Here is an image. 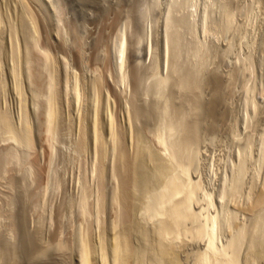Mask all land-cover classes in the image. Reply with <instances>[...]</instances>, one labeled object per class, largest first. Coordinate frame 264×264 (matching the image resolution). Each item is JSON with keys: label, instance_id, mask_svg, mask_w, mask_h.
<instances>
[{"label": "bare ground", "instance_id": "bare-ground-1", "mask_svg": "<svg viewBox=\"0 0 264 264\" xmlns=\"http://www.w3.org/2000/svg\"><path fill=\"white\" fill-rule=\"evenodd\" d=\"M197 2L196 0H170L168 6H166L168 8H167V11L165 10L166 13H165L164 20H163L164 21L163 23L164 31L159 30L162 27L158 29L162 34L161 41L163 42H161L162 43L161 46L165 52L163 56H165L167 59L170 56V54H172L174 57H176L179 60V62L177 61L178 62L177 64L178 66H180V68H181V65H184V63H187L185 59L192 58V60H194L193 57L196 58L197 56H200L201 54L199 52L201 49L204 48L203 45L205 43H201V41L199 40L200 36H198L199 38L196 37V39L198 38L199 41L196 40V42L194 43L195 46L193 44L194 48L193 47L191 49L188 48V45L190 42L187 43L186 42L187 40L186 41L184 40L186 36L184 38L181 36L183 34H181L180 32L181 31L180 28L183 29L182 24L184 25L185 22H189V21L185 19L184 20L177 19V17L175 16L176 12L178 11L177 9L178 7L179 9L184 8L186 11V9L188 10L189 8L192 9L194 7H197ZM204 2L201 3L200 5L202 4L205 5V3L206 4L209 3L207 1L205 3ZM214 2L216 1H213V3ZM157 4H159V2ZM209 4H212V3H209ZM218 4L220 8L218 9L221 10L222 8L220 7V5L222 6L223 4H220V3ZM52 5H51L50 0H0V144L4 142L9 143V144L7 143L9 147L4 144L6 147H8L6 149L3 147L4 145L0 146V148L3 147L5 149V150L0 149V173L4 174V176L6 174L8 175L9 173V176H10L11 170L14 171L16 170V168L20 170L21 167L25 168L26 166H28L31 170V173H33V171H35L33 169L35 168H33L34 161L32 158L34 156L38 157L41 154L39 153L40 150H42V148L44 147L45 148L47 147L46 149H49V153L51 155V158L53 159V157L58 152L57 145L58 146L60 145L59 137L61 133L60 130L62 129L61 126L63 122V114L64 115L68 114L66 113V111L68 112L71 111L72 113L78 112L80 116L76 114L77 116L75 115L76 116L75 120H76V123L80 125V126L78 125L80 127L79 129H81L83 133V138L80 135L82 138L81 139L82 143L81 145H79L80 150L83 152L79 151V153L80 152L82 154L84 153V155L86 156V160H87L86 166L88 168L87 171L89 175L86 174L85 177H83V175L77 176V180L74 183L75 192L72 196V201L70 204L71 208L73 209L72 210L73 216H74L73 218L75 219L74 221L75 233L73 234V236L75 235L74 236L75 242L73 241L75 243V245L73 246L74 247V264H178V261H177L178 259L177 251L178 250L177 249L179 246V242L184 241L186 238L188 240L191 238H197L200 241H203L205 243V246H204L205 249L203 248L204 254L202 253L203 255L200 261L198 260L199 261L198 264H240L241 262L239 260V254L241 253H239V249L243 243L241 240L238 241L236 239L237 231H235L234 225L236 223V220H237L236 215H238V213L235 212L233 209H231L232 206L230 207V201H234V200L236 201V199L239 198L242 192L241 190L243 186L245 185L244 184L245 177H247L246 175L248 174L247 172L249 171L247 170L249 161L253 162L252 161L253 160L252 158L253 148H251V145H250L251 142L248 141L249 142L248 143L246 141V143L244 142L242 143L241 142V140L243 139L242 137H241L242 139L240 138L241 140L239 139V137H238L239 140L235 138L236 140H238V142L236 141L237 145L235 144L236 146L233 151L234 152L233 158L231 159L229 157V159H227L224 163L222 162L223 163V164L221 163L222 168L219 171H218V168H215V165L212 162H209L207 164L205 171L207 175L208 189L205 190L203 186L204 183L202 184V181H198V180L193 181V178L191 176L192 174L199 173L198 171H199V167L201 163L200 161L202 157L201 152L199 150L200 148L198 147L199 140H197L196 138V133L197 134L199 133V132H196L198 129V126L196 124H198V122L196 121V124H195V123H190L186 121L188 119L186 118H185L186 120L184 119V116L182 114L183 111L181 108L175 109V107L173 106L174 110L170 111L172 107L169 106V103H168L169 100H167L165 93H166V90L168 89L167 87L169 86V84L172 83V82L170 83L171 81L170 77L172 76L173 78V75L171 76H169V74L166 75V73L170 71L168 69L165 75L159 76V74H161L160 73L161 71L159 72V70L160 69L162 70L163 66L165 65V64L162 65L164 62L163 61L164 58L162 56L163 51H162V54L160 52L161 54L160 57L162 56L163 58L162 60L163 62H161V66H160L159 61L158 62L156 61L157 58L156 57H154L156 59L152 58L151 54L154 53L153 51H151L153 49L152 46L151 47L148 46L150 50H148L149 53L148 52L147 53L153 59L152 60L153 64L152 65L149 64V65L155 68L158 67V69L160 67V69L159 70L155 69L157 70L155 72L156 75L152 74L155 70L149 73L157 77L155 78L154 76V79L152 78L153 80L151 82L150 81L149 83L146 82L145 87L142 89L143 94H141L145 97L150 96V95L156 97L158 101L157 105L159 107L161 105L160 108H161L162 113L164 114L162 125L159 124L160 127L157 128L155 132L152 131L153 139L151 140L147 137L146 132H145L146 130L144 131L143 128H139L140 126H137L139 117L141 115L140 112H142L140 110L142 109L139 110L136 107L137 105L136 106L134 105L133 103L134 101H132V103L130 102V100L124 102L123 108H121L120 115L118 114V116H116L114 112L113 102L108 101L107 103L106 102L102 103V101H100L99 99V93H100V88H101L100 78L97 79L95 77L94 78L92 77L87 81L88 83L86 87L88 89L87 94L89 96H87V94L85 95L84 97L85 99H87L86 96L88 97L87 101L85 102L83 100L84 95L82 96L81 84L79 83L77 77L72 78V75L70 76L68 74L69 71L67 72L65 70L67 66L62 63L64 60L61 61V65L58 66L57 62L59 60L56 62V57H54V55L51 54L50 52L51 50H48V48L46 49L44 46L40 45L41 33H44L45 36H47V37H44L47 41V39L49 40L51 38L49 36L50 33H51L52 38H54L55 37V36L53 37L54 34H56V37H57L59 36L60 32H62L61 31L62 29L60 30L59 28V24H60L59 21H61L59 20V17L60 18L63 17L62 16L63 13L61 14V16H59L60 14L58 15V12L55 11L56 9H54ZM213 6H216V3H214ZM204 7H205V9L203 10L204 12L201 15L199 14V12L200 11L202 12V10L199 9L200 11L198 12V14L200 16L197 18L198 24H194V25H198L196 30L198 29V27L204 25L208 17H211L210 16L211 11L208 10L210 5L209 7L207 5ZM224 7L226 8L228 7V5L225 6L224 4ZM194 10L196 11L195 8ZM189 12L190 11H188V13ZM191 12L193 11L191 10ZM221 15H223L222 16L223 19L221 20V22L225 23L224 28L226 26L228 30V28H230V18H231V12L229 8L222 9ZM190 16H191V13H190ZM187 18H189V16ZM66 19L68 21L67 17ZM73 24L71 26H73ZM151 24H153V22ZM186 25L188 26L189 24H186ZM192 25L193 24H191V26L189 25L190 27H187V26L186 27L189 28V30L191 27L192 29H195L193 28L195 26H192ZM60 27H61V24H60ZM134 27L136 26L134 25ZM68 29H70V27ZM126 29L128 30V28H125V31L123 33L121 32L122 35L118 39L117 38L116 40L114 39L113 44L111 43V45L113 46H112V51H110L112 55L111 56L112 60L114 62L115 72L113 73H116V77H117L116 81H118V84H120V86H124V88L128 86V75L126 73V70H127L126 67L129 63L128 60L131 63L135 62L136 64H139V62H141V60H143L147 55V54L145 55V51H144V50H147V47L145 46L146 48H142L144 47L142 43L143 46L142 47L138 46V48L136 49L135 56H133L134 54L132 55L134 57V60L132 56H131L132 57L131 60L133 61H131L129 58L127 59V57H130L129 52H128L129 55H127V50H129L128 47L131 46L134 49V46L136 44L132 43V41H135L132 39L131 45L130 46L128 45L130 40H128L127 38L128 33L126 32H130V31H127ZM74 30H76V28ZM146 30L147 29H145V31ZM186 32L185 34H187ZM131 33L135 35V33L133 32ZM44 34L42 35L44 36ZM137 34L139 35L138 32ZM137 34L136 36L138 38L136 36L135 37L139 39V36L142 33L139 36ZM75 35L80 38L81 35L79 36L78 29H77V33L75 32ZM61 36L64 38L62 34ZM74 36L72 38H74ZM77 37H75V41L72 43H75L76 47L80 49L82 40L78 39ZM129 37H131V35ZM131 38H133V36ZM141 38L142 37H140V39ZM140 39L138 40L139 44L141 42ZM73 40L74 39H72V41ZM64 44L66 43H63V45ZM136 47L137 46H135V48ZM133 49H131V51ZM133 51L135 52V49ZM92 54L94 53L92 52ZM81 55L82 53L80 54L79 57H81ZM144 55L145 57L143 58ZM76 56L78 57V54ZM157 57H159V55ZM168 59L165 61H168ZM156 62L158 66L156 65ZM262 62L264 63V61ZM144 63H145V60H144ZM169 63L171 62L169 61ZM169 63L167 65H169ZM139 65L142 68V65L141 64ZM60 66H61V70H59L58 68ZM133 67L134 68H130L132 69V71L135 70L136 68L135 65ZM190 67H189L190 70L188 68L187 70L191 71L192 67L191 68ZM137 72L138 71L136 70V75H137ZM170 72L173 73L172 71ZM111 77H113V75ZM116 77L114 76L115 79ZM190 77H193L192 72H191ZM185 79H186V76H185ZM215 80L217 79L215 78ZM139 81H137V83ZM218 81L219 79L216 82L218 83ZM221 83L222 82H220V84ZM247 85L248 87L250 86L249 84ZM216 90L217 89H215V91ZM249 91L251 90L249 89ZM261 92L259 94H263ZM259 94L258 96L262 97V95H259ZM135 95H137V93ZM252 95L254 96V94ZM213 96H211V99ZM220 97L216 98V100L220 99ZM243 98H242V101H243ZM256 98L258 97H255V98L252 97L249 92L246 94L245 100H244L245 106H243V108L246 107V110L245 112L242 111L243 113H246L247 115L249 112L250 113L253 112L251 110L255 109L257 106L256 100L258 99ZM220 101L221 100L219 101L217 100V102L215 101L214 103L210 101L212 105L209 103L210 108H208V111H209V114H213L212 120H214V117H215L214 114H216L219 109V108L217 109L218 107L217 103ZM222 101H223V98H222ZM258 102H261V101H258ZM222 106L220 104L219 107H222ZM221 109L222 108L219 109L218 113L222 112ZM81 110L85 111L83 112L84 114L79 113L81 112ZM12 111H14V114H16L14 115V117L13 115H11ZM241 116H244V115H241ZM195 117H196V114H195ZM66 118L67 117H65V119ZM247 118H245L246 121L248 120ZM69 119H70V116H69ZM69 121L71 122L72 120H69ZM242 121H243L242 125L248 124V123L244 124V120ZM250 121L251 120H248L247 122H250ZM65 122H67V120ZM77 124L75 125L76 127H78ZM199 128H200V125H199ZM245 129H248V128L246 127ZM259 142H258L259 144L257 143L258 144V148L256 151L257 153H255L257 154L255 155V157L257 156L258 158L256 157L257 159L256 162L254 164L252 163L254 166V169H253L254 175L259 174V170L261 168V164L263 163L262 161L264 158V141L260 138ZM43 144H45L44 147H43ZM45 148L43 149L44 152L46 150ZM100 157H102L101 159H104V160L109 158L107 159L109 161L106 162L107 164L109 163V165L106 164L107 165L106 169H108V175H106V180L104 178L105 175L104 176L101 175L103 173V169L101 168L99 164V160H101L99 159ZM55 158L56 157H54V159ZM49 159L50 158H48V160ZM40 160H41V157H40ZM28 167L26 169H28ZM30 170L28 169V171ZM49 171L47 173L48 174L47 176L51 175V178H50L52 180L51 182L54 183L55 185V182H56L55 180L57 177L54 172L56 171H53V169ZM105 172L106 171H104V173ZM97 174L102 176V180L103 181L105 180L104 182H106V183L102 182L103 187L100 185L98 186L94 185L96 182L95 178L97 179ZM95 175L96 177L94 178ZM254 175L252 177H254ZM252 181L253 180H251V182ZM92 182L94 183L93 184L94 186H91ZM52 183L47 184V185H50V186L52 185L51 187L53 190V188L55 189V187L53 186ZM215 183L217 184V186ZM37 184L38 183H36V185ZM96 184H98V181ZM38 186L40 187V185ZM57 186H58V183H57ZM51 187H50V190H51ZM43 188L45 191L42 190L41 192L46 193L49 190L48 186L45 187L44 185ZM214 188L216 189L214 190L215 192L213 194L212 191ZM251 188H253V186ZM250 190L251 189H249V191ZM209 191L211 192V194L209 193ZM262 191L260 194H257L258 196H256L255 202L253 201V204L251 205L249 204L250 206L248 210L249 212L253 213L254 210L259 209L258 211L260 212L259 213L260 218L262 215L264 217V214H262L264 213L263 212L264 211V192ZM252 192H253V189H252ZM44 193L43 194L41 193V194L44 196L45 195ZM249 193L251 195V192ZM46 204L47 203L45 202V206ZM195 204L196 206L201 207L200 210L198 211L197 217L193 216L194 215L193 208ZM49 205H47V207H49ZM1 209H3L2 206H0V217H1V212H2ZM40 210L42 209L40 208ZM250 210H253V211H250ZM44 211L45 210H42V212ZM2 215H4V213H2ZM42 218L40 221L44 220V219L42 220ZM257 218H259V216ZM45 220L48 223L50 221L51 222L53 221L51 215H49ZM139 222L140 223L144 222L147 225L151 223L152 230H153L152 234L156 235L155 238L157 237L155 239V242H156L155 252L156 253H154V257L151 256L152 258H149V256H147V251H149L148 248H149L150 243H147L148 241L145 239L143 242L141 241L143 243V244L141 243L142 244L141 245L140 242L139 244L135 242L137 241V239L139 241V238L136 237L137 239L134 240L135 237L133 236L139 233V230L137 229L141 228V226L139 227L140 225ZM236 224H239V223H236ZM262 224L263 223H261L260 226ZM235 226L239 227V225H235ZM254 227H255V229H253L254 231L259 229V228L256 229L257 226H254ZM186 228H190V229L187 230ZM142 229L143 228H141L140 231ZM243 229L244 230L246 229L244 228V225H243ZM243 229L241 226L240 230L242 231ZM240 230L238 232H240ZM132 232H135V233H132ZM254 234H256L258 237L259 236L264 237L263 236L264 232L261 233L257 231ZM140 236L143 237V235H140ZM145 236L147 238V235ZM250 237H252V235ZM1 243H2V240H1ZM146 243L148 245V248L146 245L144 246V244ZM30 246H31V249L32 247H35V245L32 246V244ZM2 248L0 249L1 252H2ZM31 249H30V252L32 253L30 255L32 256L31 260L33 259L34 261L37 262L35 258L36 256L33 257V255H38V254L36 253L35 250H34L35 251V254H34V252ZM11 250H12V247H11ZM11 250H9V252L5 250L4 252H7L8 254L11 252ZM151 251L153 252V250ZM16 254L17 253H14V254L11 253L10 256L13 255V257L12 256L11 257L14 259ZM3 255L5 256L4 253ZM46 259L48 258L46 257ZM29 263H31V261ZM37 263L40 264V262H37Z\"/></svg>", "mask_w": 264, "mask_h": 264}, {"label": "rangeland", "instance_id": "rangeland-1", "mask_svg": "<svg viewBox=\"0 0 264 264\" xmlns=\"http://www.w3.org/2000/svg\"><path fill=\"white\" fill-rule=\"evenodd\" d=\"M157 1L158 0H53V1L50 0L51 5L53 3L52 6L54 9H56L55 11L58 12V15L60 14L59 16H61V14L63 13L62 16L64 18L59 17V20H61V21H59L61 24V27L59 24V28H60V30L62 29L61 30L62 32H60L59 36H57V37H56V34H54L53 37L55 36L56 38L55 37L52 38L51 33H50L49 36L51 38L49 37L50 39L49 40L47 39V41L44 38L47 36H45L44 33H41L40 45L44 46L46 49L48 48V50H51L50 51L51 54L54 55V57H56V62L59 60L57 62L58 66L61 65V61H63V60L65 61V63H64V61L62 62L63 64H65L67 66V68L65 70L67 72L69 71L68 74L70 76L72 75V78L77 77L79 83L81 84L82 96L84 95L83 100L85 102L88 99L87 96H89L87 94L88 89L86 87V85L88 83L87 81L92 77L93 78L95 77L97 79L100 78L101 88H100V93H99V99H100V101H102V103H104V102L107 103L108 101L113 102L114 112H115L116 116H118V114L120 115L121 108H123L124 102L130 100V102L132 103V101H134L133 102L134 105L135 106L137 105L136 107L139 110L142 109V110H140L142 112L139 111L141 115L139 117V121L137 123V126H140L139 128H143L144 131L146 130L145 131L146 135L151 140L153 139L152 133L155 132L157 130V128L160 127V125H162L164 114L161 111L160 103H159L160 107L157 105L158 101H157L156 97L151 96V95L145 97L141 94H143L142 89L145 87L146 82L147 83H149V81L151 82L154 79V76L156 75L155 72L160 69V67L158 69V67L155 68V67L150 66L153 64L152 60L157 58L156 61L157 62L159 61L160 66H161V62L164 61L162 65H164V64L165 65L163 66L162 70L161 69L159 70V72L161 71L160 72L161 74H159V76L165 75V73L167 72L168 69L173 72V73H171L170 71H168V73H166V75L169 74V76L173 75V78H172V76L170 77L171 78L170 83L171 82L172 83L169 84V86L167 87L169 89V91L171 89V91H170L171 93L168 91V89L166 90V93H165L167 100H169L168 101L169 106L172 107L171 109L169 107L170 111H173L174 107H175V109L181 108L183 111L182 114L184 116V119L185 118L188 119V120L185 119L186 121H188L190 123H195V124L197 121L198 124L200 125V128H199V125L196 124L198 126V129L200 130L199 131L197 129L196 132H199V133L198 134L196 133V138H197V140H199L198 141V143H199L198 147L200 148L199 150H200L201 156H202L201 161H200L201 163H200V167H199V171H198L199 173L192 174L191 176L193 178V181H197V180L202 181V184L204 183L203 186H204L205 190L208 189V187H207L208 186L207 185V175H206V171H205L207 164L209 162H212L215 165V168H218V171H219L222 168L221 167L222 162L224 163L227 159H229V157L231 159L233 158V153H234L233 151L235 149V146L237 145L238 140L241 137L243 138V139L241 138L242 140L240 139L242 143L243 142L246 143V141L251 142L250 145H251V148H253L252 149V154H253V156H252L253 160L252 161L253 162L249 161V164H248V168L251 166L250 167L251 169L247 168V170H249V171L247 172L248 173L246 175L247 177H245V183H244L245 185L243 186V188L241 190L242 192H241L239 198L236 199V201L234 200L235 202L230 201V207L232 206L231 209H233L235 212L238 213V215H236V219H237L236 223H239V224L235 223V225H239L240 228L242 226V229H243V225H244V228H246L245 230L243 229L241 231L238 226L234 225V229H235V231H237L236 239L238 241L241 240L243 243L240 247V249H242V250L239 249V253H241V254H239V260L241 262L240 264H248V263L249 264H255V263L256 264H264V240H263L264 237L259 236L260 237L259 238L256 234H254L257 231L261 232V233L264 232L263 231L264 230V225H263L264 224V217L262 215L264 213L261 214L262 216L260 218V214H259L260 212L258 211L259 209L258 210L256 209L254 211L250 210V211H253V213L248 211L249 206L251 204H253V201L255 202L256 196H258L257 194H260L261 191L264 190V158H263V161H262L263 163L261 164V168H260V170L262 172L259 170L258 175L253 174L254 173L253 164L257 160L256 159L257 156L255 157V155H257V154H255V153H257L256 151L258 148V144L260 143L259 142L260 138L264 141V102H263L264 101V65H263L264 63L262 62V61H264L263 60L264 59V0H211V1H209V0H200V1L196 0V2L197 1L199 2V3L197 2V7H194L197 12L194 10V8H192V9L189 8L188 10L186 9L187 13H186L184 8L179 9V7H178L177 8L178 11L176 12V15H175L177 17V19L188 20L189 22H185L184 25L189 24L191 26V24H193L192 26H195V27H193L195 29H192V27H191L189 30V28H187V27H190L189 25L188 26L186 25L187 26L186 27L182 24L183 29L180 28L181 29L180 32H181V34H183L181 36L183 38L186 36L184 38V40L185 41L187 40L186 41L187 43L190 42L188 45V48L191 49L193 47V44L199 38L198 36H200V38H201V39L199 38L201 43H205L204 45L202 44L204 46V48L202 47L203 49H201L202 52H201V50L199 52L201 55L197 56L196 58L193 57L194 60H192V58L185 59L187 61V63H184L185 66L181 65V68L177 64L179 62V60L176 57H174L172 54H170V56L168 57L169 59L167 58L168 61H165L167 59L165 56H163L165 52L161 46L162 45L161 42H163V41H161L162 34L160 31H164V24H163L164 21L163 20H164V16L166 13L165 10L167 11V8H168L166 6H168L170 0H168V1L167 0H159L158 1L159 4H157L158 3ZM204 1L212 3L213 5H214V3H216V6H213L212 4H209V3L206 4ZM213 1H216V2L213 3ZM87 2H88V4H87ZM203 2L205 3V5L204 4L200 5ZM217 2L220 4H223L222 5L223 7L220 5V7L222 9L229 8V10L231 12L230 28H228V30H227L226 26L224 28L225 23L221 22V20L223 19L222 18L223 15H221L222 9L219 10L220 8H219V4ZM163 4L166 8L163 6ZM224 4H225V6L228 5V7L225 8ZM206 5L208 7L210 5L208 10L211 11V13L212 12L213 13L212 14L210 13L211 17L207 18V20L205 22L206 24L205 23H204V25L202 24L203 26L198 27V29L196 30L198 25H194V24H198L197 18L204 12L203 11L205 9L204 6H206ZM162 9H164V10H162ZM199 9H201L202 12ZM160 10H161V12H160ZM191 10L193 12H191ZM188 11H190V12L188 13ZM116 12H117V14H116ZM198 12L200 15L198 14ZM190 13H191V16H190ZM159 14L160 15L162 14L163 16L162 15L160 16ZM180 14H181V16H180ZM184 14L186 16L188 15L189 18H187L188 16L186 17ZM196 14H198V15H196ZM220 15H221V17H220ZM121 16H122V18H121ZM195 16H196V18H195ZM252 16H253V18H252ZM66 17L68 18L69 22L67 21ZM161 17H162V19H161ZM196 20H197V22H196ZM124 21H126V22H124ZM152 22H153V24L154 23L155 24L154 25L151 24ZM156 22H157V24H156ZM161 23H162V25H161ZM72 24H73V26H71ZM75 24H76V26H75ZM77 25H78V27H77ZM134 25L136 27H134ZM153 26H155V27H153ZM69 27H70V29H68ZM160 27H162V28H160ZM73 28L74 29L76 28V30H74ZM125 28H128V30L127 29L126 30L130 31V32H126V33H128L127 38H128V40H130V42L128 41L130 43V44L128 43V45L129 46L131 45V41L133 39L135 41H132V43L136 44L135 46H137L135 48V46L132 44L134 46L135 52L133 51L134 50L133 47H131V46L128 47V49L130 51L127 50V55H129V53H130V55H129L130 57H127V59L129 58L131 60L132 57L135 56L136 49L138 48V46L142 47L144 45V47H142V48L147 47V50H144L145 55L147 54L146 57L144 55L143 58L144 57L145 58L143 60H141L142 63L139 62V64L142 65V68L140 67L139 64H136L135 62L131 63L128 60L129 63L126 67L127 68L126 73L128 75V86H126V88H124V86H120V84H118V81H116L117 80L116 73H113V72H115L114 62L112 60V57H111L112 55L110 52V51H112V46H113V45H111V43L113 44L114 39L116 40V38L118 39L122 35V33L125 31ZM133 28H134V30H133ZM77 29H78L79 36L80 35L82 36V37L80 36V38L75 35V32L77 33ZM145 29H147L148 31L147 30L145 31ZM68 30H69V32H68ZM70 30H71V32H70ZM188 30H189V32H188ZM73 31H74V33H73ZM153 31H154V33H153ZM131 32L135 33V35H133ZM137 32L139 33V35L141 33L142 34L139 36L137 34ZM185 32L187 34H185ZM200 32H201V34H200ZM42 34H44V36ZM61 34L64 36V38L61 36ZM136 34L139 36V39H140V37H142L140 39V41H141L140 44H139V41H138L139 39H137L138 37L136 36ZM130 35H131V37L133 36V38L129 37ZM60 36H61V38H60ZM73 36H74V38H72ZM75 37L82 40L81 41L82 44H81V48H80L81 50L76 47L75 43H72L75 41ZM196 37H198V38L196 39ZM191 38L193 41L191 40ZM72 39H74V40L72 41ZM142 40H144V41H142ZM147 41H149V42H147ZM261 41H262V43H261ZM63 43H66V44L63 45ZM142 43H143V45H142ZM148 46L149 47L152 46V48H153L151 50L154 52V53L152 52L153 54H151L153 59L148 54L149 53L148 50H150ZM194 46H195V44H194ZM131 49H133V50L131 51ZM79 50H80V52H79ZM144 51H143V53H144ZM162 51H163V54H162ZM92 52L94 54H92ZM160 52H161L164 60H163L162 56L160 57V55H161ZM81 53H82V55H81V57H79ZM262 53H263V55H262ZM77 54H78V57L76 56ZM155 54L157 56L159 55V57H157ZM154 57H156V58H154ZM171 57H172V59H171ZM173 57H174V59H173ZM260 58L262 61L260 60ZM182 59H184V58H182ZM133 60H134V57H133ZM133 60H131V61H133ZM144 60H145V63H144ZM169 61L171 63H169ZM259 61L261 62V64ZM157 62H156V65L158 66ZM167 62L169 63V65H167L168 64ZM195 62L197 65L195 64ZM129 64L131 65V67ZM134 65L137 69L135 68V70L132 71V69H130V68H134L133 67ZM143 66H144V68H143ZM190 66L192 67L191 71H189ZM170 67H171V69H170ZM174 67H176V68H174ZM58 68H59V70H61V66ZM187 68L189 70H187ZM143 69L146 71H144ZM155 69H157V70H155ZM182 69H183V71H182ZM136 70L138 71L137 75H139V76L136 75ZM140 70H142V71H140ZM150 72H153L152 74H155V75L149 74ZM191 72H192L193 77H190ZM183 73H185V74H183ZM180 74H182V75H180ZM112 75H113V77H111ZM147 75H149V76H147ZM184 75L186 76V79H185ZM114 76L116 77V79L114 78ZM142 76H144V77H142ZM139 77L142 80V82L139 79ZM156 77L157 76H155V78ZM181 77H183V78H181ZM215 78L217 80L219 79L218 83L216 82L217 80H215ZM132 80H134V81H132ZM246 80H247V82H246ZM137 81H139V82L137 83ZM116 82H117V84H116ZM220 82H222L221 83L222 85L220 84ZM244 84H245V86H244ZM247 84H249L250 86L248 87ZM246 86H247V88H246ZM136 89L138 92L136 91ZM215 89H217V90L215 91ZM247 89H248V91H247ZM249 89L252 92L249 91ZM122 90H123V92H122ZM124 90H126L127 92ZM139 92H140V94H139ZM211 92L213 95L214 94L215 95L213 96L211 94ZM248 92L251 94L252 97H254V98L258 97V98H256L258 100L255 99L257 101V106L255 109L251 110V111H253L252 113L249 112L247 114L249 116H247L246 113H243L246 110V107L243 108V106H245L244 100H245V96ZM256 92L258 94L260 92L263 93V94H259V95H262V97L258 96V94ZM134 93L135 94L137 93V95H135ZM86 94H87V96H86L87 99L84 98ZM167 94H168V96H167ZM252 94H254V96ZM106 96L107 97L109 96V97L107 98ZM211 96H213L212 99H214V100L211 99ZM220 96L223 98V101H222V98ZM219 97H220V99H217V100L218 101L221 100V101L218 103H220L221 106L223 105L224 107L223 106L219 107L220 104L217 103V105H218L217 109L222 108L221 109L222 112L218 113V111H219V109H218L217 113L214 114L215 117L217 116V114H218V116L216 117V119L214 117V120H212L213 114H209L208 108H210L209 107L210 104L212 105V103H214L215 101L217 102L216 98H219ZM131 98H132V100H131ZM242 98H243V101H242ZM106 99H108V100H106ZM258 101H261V102H258ZM206 109H207V111H206ZM160 111H161V113H160ZM12 112H11V115H13V117H14V115H16V114H14V111H12ZM83 112H85V111L81 110V112H79V113L84 114ZM66 113H68V114H66ZM66 113H65L66 115L63 114V122H62V126H61L62 129L60 130L61 133H60V137H59V139H60L59 144L60 145L59 146L57 145L58 152H60V153L57 152L58 155L56 154L54 156V157H56L55 159H54V157H53V159L51 158V155L49 153V149H46L47 147L45 148L44 147L45 144H43V147L47 150V151L45 150L46 154L43 150L44 148H42V150H40V152H39L41 154L43 153L42 155L41 154L39 155L41 157V160H40L39 156L38 157L36 156L37 158L34 156L35 159H34V157L32 158L34 161L33 168H35V169L32 168L33 170H35V171L32 170L33 173H31V170L28 166H26L25 168L21 167L20 170L17 168L14 171L11 170L10 176H9V173H8V175L6 174L5 176H4V174L0 173V206H2V208H3V209H1L2 212H1V217H0V239L2 240V243L0 240V249L3 247L2 252L0 251V264H34V262H35V264L37 262H40V264H42V263L43 264H52V263L53 264H62V263L63 264H71V263L74 264V247L73 246L75 245V243H74L75 242L74 241L75 235L73 236V234L75 233V226H74L75 219L73 218L74 217L73 211H72L73 209L71 208L70 204L72 201V196L75 192V188H74L75 184L74 183L77 180V176L83 175V177H85L86 174L87 175H89V174L87 171L88 168L86 166L87 165L86 156L84 155V153L83 154L81 153L83 151L80 150V146H79L82 143L81 139L83 138V133H82L81 129H79L80 125L77 124L76 120H75L76 116H77L76 114H78V112L72 113L71 111H69V112L66 111ZM195 114H196V117H198V116L199 117L196 118ZM199 114L200 115L202 114V115L200 116ZM241 115H244V116H241ZM69 116H70V119H69ZM78 116H80V114H78ZM81 116H83V115H81ZM65 117H67L69 120H72V121L70 122L67 118L65 119ZM200 117H202V118H200ZM210 117H211V119H210ZM243 117H245V118L249 117L250 119L249 118H247V119L251 120V121L247 122L248 120L246 121V119ZM64 119H65V121L67 120L68 123L65 122ZM74 120H75V122H74ZM242 120H244V124L245 123H248V124L242 125L243 124ZM160 121H161V123H160ZM200 122H201V124H200ZM74 123H76L77 126L78 125L79 126L76 127L75 126L76 124H74ZM141 125H142V127H141ZM143 125H145V126H143ZM246 127L248 129H245ZM78 129H79V131H78ZM242 134H244V135H242ZM80 135L82 136V138ZM238 137H239V139H238ZM235 138L238 140H236ZM258 139H259V141H258ZM7 143L8 142L1 143L0 146H3L5 144L6 146L9 147V145H8L9 143L8 144ZM5 145L3 147L5 149L8 148ZM3 147H1L0 149H4ZM79 151H81V152L79 153ZM48 158H50V159L48 160ZM101 158L102 157H100L99 159H101ZM107 159H109V158H107ZM107 159L99 160V164H100L101 168L103 169V173L101 175L102 176L105 175V177H104L105 180H106V175H108V169H106V166L109 165V163L108 164L106 163L109 161ZM101 162L102 163L104 162V163L102 164ZM102 165H103V167H102ZM27 167L30 171H28V169H26ZM79 167H80V169H79ZM51 168L53 169V171H56L54 173L56 174V177L58 178V179L56 178V180H55L56 182L54 181L56 186L54 185V183L51 182L52 181L50 179L51 175L47 176L48 171L52 170ZM24 170L25 171L27 170V171L25 172ZM104 171H106V172L104 173ZM49 173H50V171H49ZM73 175H74V177H73ZM193 175L194 176L197 175V176L194 177ZM253 175H254V177H252ZM102 176L97 174V179H96L95 178L96 175H95L94 178H95L96 182H95V184L92 182L91 186H94V185L102 186V184H103L102 182L105 181V180L104 181L102 180ZM10 177H11V179H10ZM253 178L255 179V181ZM251 180H253V181L251 182ZM97 181H98V184H96ZM35 182L38 184L36 185ZM47 182H49V183H47ZM51 183L55 187V189L53 188V190L51 187L52 185L51 186L47 185V184H51ZM57 183H58V186H57ZM104 183H106V182H104ZM38 185H40V187ZM44 185H45V187L48 186V189H49L46 193L41 192L42 190L45 191L43 188ZM37 186H38V188H37ZM216 186H217V184H216ZM252 186H253V188H251ZM41 187H42V189H41ZM50 187H51V190H50ZM73 188H74V190H73ZM215 189L216 188H214L212 191L213 194L215 192L214 191ZM249 189H251V190L249 191ZM252 189H253V192H252ZM37 192H38V194H37ZM249 192H251V195ZM262 192H264V191H262ZM41 193L42 194L44 193L45 195L43 196ZM209 193L211 194L210 191H209ZM35 194H37V195H35ZM39 194H40V196H39ZM41 195H42V197H41ZM252 195L255 197H253ZM37 200H39V201H37ZM45 202L47 203L46 206H45ZM250 202H252V203H250ZM233 203H234V205H233ZM37 204L38 205L40 204V205L38 206ZM41 204H42V206H41ZM47 205H49V207H47ZM195 206H196V204L194 205V208H193V214H194L193 216L197 217L198 211L200 210L201 207H198V206L195 207ZM44 207H45V209H44ZM234 207H235V209H234ZM40 208L42 210H45V211L42 212V210H40ZM50 212H51V214H50ZM2 213H4V215H2ZM245 213H247V214H245ZM256 213H257V215H256ZM42 214H43V216H42ZM48 214L51 215V217L53 219L52 222L50 221L51 223L49 222L50 224L45 220L49 216ZM245 216H246V218H245ZM258 216H259V218H257ZM38 217H39V219H38ZM248 217L251 219H249ZM41 218H42V220L43 219L44 220L40 221ZM243 218H244V220H243ZM247 221H249V222H247ZM257 221H259V222H257ZM254 222L258 225H256ZM261 223H263V224L260 226ZM38 224H40L41 226ZM42 224H43V226H42ZM139 224H140L139 227L141 226V228H143L144 230L142 229L140 231L141 228L140 229L138 228L137 230H139V233L135 234V236H133V237H135V239L134 238L133 239L136 240L137 238H139V241H138V239H137V241H135L137 244H139V242L141 244L146 239L148 242L147 241H145V242L150 243L149 248H148L147 243L144 244V246L146 245L148 250H149V251H147V256H149V258H152V257H154V253H156L155 252V250H156L155 249V246H156L155 239L157 237L155 238L156 235L152 234L153 230H152L151 223H149V225H147L144 222L143 223L139 222ZM240 224H242V225H240ZM254 226H257L256 229L257 228H259V229L254 231L253 230V229H255ZM258 226H260V227H258ZM186 229L188 230L190 228H186ZM239 230H240V232H238ZM247 230H249V231H247ZM72 231H74V232H72ZM251 231H253V232H251ZM135 232H132V233H135ZM247 232H249V233H247ZM132 235H134V234H132ZM140 235H143L144 238L141 237ZM145 235H147V238ZM251 235H252V237H250ZM254 235H256V236H254ZM263 236H264V234H263ZM141 238H143V239H141ZM253 238H255V239H253ZM191 239H193V240H191ZM191 239L188 240L186 238L184 241L179 242V246L177 249L178 250L177 251L178 252L177 253L178 264H198L202 255L204 254L203 252L205 249V247H204L205 243L203 241H200L197 238H191ZM256 241H258V242H256ZM29 242L32 244V246L35 245V247H32V249H31V246H30L31 244ZM180 243H181V245H180ZM181 246H182L183 250H182ZM7 247H8V249H7ZM11 247H12L13 251L17 250L16 252L14 251V253H17L15 256L16 258L14 257V259L12 258L13 255H11L12 257L10 256L11 253L14 254L13 251L11 250ZM30 249L34 252V254H35V251L38 254V255H33V257L36 256L35 258H36L37 262L34 261L33 259L31 260L32 256H30V255L32 253L30 252ZM5 250L7 252H9V250H11V252L8 253L9 255L7 254V252H4ZM151 250H153V252ZM179 250H181V251H179ZM253 251H255V252H253ZM3 253L5 254V256L3 255ZM247 253H249V254H247ZM46 257L48 259H46ZM249 257H250V259H249ZM253 257H255V258H253ZM248 259H249V261H248ZM30 261H31V263H29ZM32 261H34V262H32ZM253 261H254V263H253ZM250 262H252V263H250Z\"/></svg>", "mask_w": 264, "mask_h": 264}]
</instances>
